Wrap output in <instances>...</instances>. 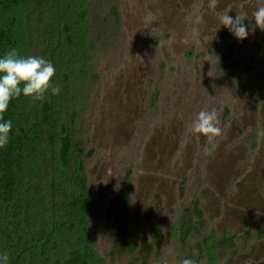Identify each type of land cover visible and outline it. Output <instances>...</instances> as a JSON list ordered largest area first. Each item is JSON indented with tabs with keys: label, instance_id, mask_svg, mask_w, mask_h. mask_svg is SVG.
Returning <instances> with one entry per match:
<instances>
[{
	"label": "rangeland",
	"instance_id": "obj_1",
	"mask_svg": "<svg viewBox=\"0 0 264 264\" xmlns=\"http://www.w3.org/2000/svg\"><path fill=\"white\" fill-rule=\"evenodd\" d=\"M113 2L120 43L99 49L88 115L94 149L85 171L100 211L85 234L107 258L116 196L130 169V238L149 240L156 225L164 233L163 254L150 264H182L174 225L195 200L206 221L198 245L208 237L216 264H264V30L251 18L264 0ZM225 11L249 17L244 40L220 26ZM213 109L220 132L209 141L192 125ZM225 236L232 245H217ZM198 256L195 264H213L202 249Z\"/></svg>",
	"mask_w": 264,
	"mask_h": 264
},
{
	"label": "trees",
	"instance_id": "obj_2",
	"mask_svg": "<svg viewBox=\"0 0 264 264\" xmlns=\"http://www.w3.org/2000/svg\"><path fill=\"white\" fill-rule=\"evenodd\" d=\"M101 2L0 0V55L16 48L22 56L51 61L56 71L50 81L60 88L43 100L12 99L4 114L13 131L0 149V251L9 253L10 264H109L125 257L128 264H150L163 254L161 226H153L149 240L130 238V169L116 196V240L107 258L85 234L101 200L85 171L94 149L88 148V115L99 80L96 61L103 43H120L115 4ZM103 7L105 16L95 13ZM224 59L236 66L231 56ZM205 223L198 200L180 210L174 232L183 260L197 263L202 249L216 264L208 237L198 245ZM233 239L222 237L217 245H232Z\"/></svg>",
	"mask_w": 264,
	"mask_h": 264
},
{
	"label": "clouds",
	"instance_id": "obj_3",
	"mask_svg": "<svg viewBox=\"0 0 264 264\" xmlns=\"http://www.w3.org/2000/svg\"><path fill=\"white\" fill-rule=\"evenodd\" d=\"M209 6L215 7V0H211ZM228 11L218 16L220 26L225 27L238 41L244 40L249 35L244 21L249 17L241 13L233 18L228 15ZM251 18L259 29L264 30V6L258 7ZM55 71L51 61L40 56H22L16 48L7 49L0 55V149L9 143L13 131L12 121L4 116L10 100L21 95L33 100H43L48 92L57 95L60 88L53 86L50 81ZM192 131L205 134L209 141L218 135L220 129L217 127L215 110L197 113ZM0 264H10L7 251H0ZM182 264H195V261L184 259Z\"/></svg>",
	"mask_w": 264,
	"mask_h": 264
}]
</instances>
